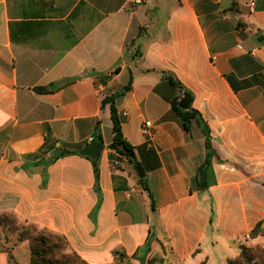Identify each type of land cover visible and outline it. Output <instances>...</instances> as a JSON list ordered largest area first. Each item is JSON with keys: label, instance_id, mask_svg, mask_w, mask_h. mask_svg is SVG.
<instances>
[{"label": "crops", "instance_id": "crops-1", "mask_svg": "<svg viewBox=\"0 0 264 264\" xmlns=\"http://www.w3.org/2000/svg\"><path fill=\"white\" fill-rule=\"evenodd\" d=\"M0 215L85 264L264 251V0H0ZM29 261L1 231L0 264Z\"/></svg>", "mask_w": 264, "mask_h": 264}, {"label": "trees", "instance_id": "trees-1", "mask_svg": "<svg viewBox=\"0 0 264 264\" xmlns=\"http://www.w3.org/2000/svg\"><path fill=\"white\" fill-rule=\"evenodd\" d=\"M104 103H110V114L112 119L113 138L109 145L110 159H124L134 163L133 152L130 145L123 139L119 122L116 118L113 108V98L104 100ZM173 112L180 118L184 130L188 131L192 120H198V114L191 108V98L188 94L180 100L174 99L171 102ZM99 142V138L95 136ZM66 153H63V155ZM94 161V160H93ZM138 174L142 178L141 172L137 167ZM141 186L144 190L146 186L140 179ZM0 230L9 234H16L18 241H28L30 248L29 264H85L80 261L74 254L65 255V245L62 241L57 240L47 234L36 231L30 227L19 226L11 217L0 215ZM263 254L261 249H250L244 246L240 247V254L234 260H228L227 264H252L257 259V254ZM262 262H264L262 260Z\"/></svg>", "mask_w": 264, "mask_h": 264}, {"label": "water", "instance_id": "water-1", "mask_svg": "<svg viewBox=\"0 0 264 264\" xmlns=\"http://www.w3.org/2000/svg\"><path fill=\"white\" fill-rule=\"evenodd\" d=\"M100 151L101 147L96 142L91 141L81 151H79V155L94 160Z\"/></svg>", "mask_w": 264, "mask_h": 264}, {"label": "built area", "instance_id": "built-area-1", "mask_svg": "<svg viewBox=\"0 0 264 264\" xmlns=\"http://www.w3.org/2000/svg\"><path fill=\"white\" fill-rule=\"evenodd\" d=\"M145 0H128V7L134 8L142 5ZM151 127V124L149 122L144 123V125L141 127V132L143 135L148 134L149 128ZM113 165H118V162H114Z\"/></svg>", "mask_w": 264, "mask_h": 264}, {"label": "rangeland", "instance_id": "rangeland-1", "mask_svg": "<svg viewBox=\"0 0 264 264\" xmlns=\"http://www.w3.org/2000/svg\"><path fill=\"white\" fill-rule=\"evenodd\" d=\"M0 232H1V230H0ZM257 259L259 260V261H256V262H254V263H252V264H264V262H262V260L264 261V255L263 254H257ZM123 264L125 263V262H122ZM121 264V263H120ZM126 264V263H125Z\"/></svg>", "mask_w": 264, "mask_h": 264}]
</instances>
